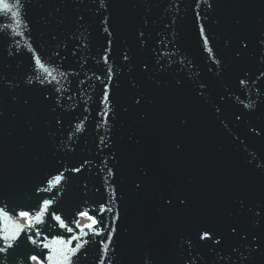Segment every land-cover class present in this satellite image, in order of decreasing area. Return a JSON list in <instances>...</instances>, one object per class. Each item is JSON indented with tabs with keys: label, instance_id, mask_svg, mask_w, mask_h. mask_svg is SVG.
<instances>
[{
	"label": "water",
	"instance_id": "water-1",
	"mask_svg": "<svg viewBox=\"0 0 264 264\" xmlns=\"http://www.w3.org/2000/svg\"><path fill=\"white\" fill-rule=\"evenodd\" d=\"M22 2L28 29L0 12V205H35V189L47 187L46 178L59 169L62 183L40 193H55L59 214L67 212L83 226L77 208L94 211L105 204L112 209L103 213L108 225L120 211L104 264H239L252 235L264 241V77L256 79L264 70V0H212V10L204 0L199 7L196 0ZM105 17L112 37L104 31ZM201 23L222 60L220 75L203 50ZM30 45L45 67L56 69L47 77L51 83L37 79L44 73L35 67ZM109 66L114 103L103 104ZM245 75L251 79L240 85ZM200 82L207 85L203 97ZM249 103L253 107L245 108ZM85 160L81 172L71 171ZM160 193L184 198L185 205L177 200L165 206ZM52 224L43 229L50 240L74 234ZM2 225L15 231L8 220ZM205 227L219 245L199 239ZM109 231L82 238L90 243L78 253L79 264H99V242ZM52 254L60 259L61 246ZM255 264H264V256L257 255Z\"/></svg>",
	"mask_w": 264,
	"mask_h": 264
},
{
	"label": "snow or ice",
	"instance_id": "snow-or-ice-1",
	"mask_svg": "<svg viewBox=\"0 0 264 264\" xmlns=\"http://www.w3.org/2000/svg\"><path fill=\"white\" fill-rule=\"evenodd\" d=\"M197 7H199V0H196ZM100 3L102 6L104 5V0H100ZM204 3L207 4V8L209 10H212L213 8V2L212 0H204ZM23 2L22 0H13V2H9V0H0V12H3L5 14L10 13L11 17L15 21L16 27H20L21 24L24 25L25 29H28V25L30 22L26 20V14L23 13ZM15 9V10H13ZM198 19L199 13H197ZM80 20H83V17H79ZM105 24L104 31L108 33L109 37H112L113 32L110 30V21L107 17H105ZM200 36L203 39V50L208 53V57L212 61V65L215 68V72L217 75H220L222 71V60L219 57L218 51L215 47L214 39L209 37L206 26L201 23L200 24ZM18 34V33H15ZM140 36L143 37V32L140 33ZM55 39V37H53ZM143 41L141 40V43ZM109 45L112 44V40L109 39L108 41ZM261 45L264 46V40L260 41ZM241 48H246L247 44L241 40L240 41ZM30 52H32V61L35 64V67L37 69H42L44 75L37 77L39 82L43 85L45 82L51 83V81L47 80L48 76H52L53 71L56 69L50 70L49 68L45 67V62L42 61V54H37L38 50L33 48L31 45L28 49ZM57 55H59L57 53ZM240 53H237V56H239ZM104 62L107 64L109 57L106 54L104 56ZM123 60L125 62H128L130 60V56L128 54V51L126 50L123 54ZM48 63H55L54 61H48ZM181 63H184V59L182 58ZM188 64H191V61H188ZM213 66L209 67V71H213ZM143 67H147V65H144ZM108 83H105L104 90L102 94V100L101 103L103 104H112L113 101L110 100V89L109 85L111 84L113 80V76L115 75L114 70L111 66L108 68ZM61 75H65L64 72L60 73ZM261 77H264V70L260 71V74L256 79H260ZM55 79V77H53ZM97 79H100V77H97ZM251 79V77H248L247 75L243 76L239 79V84L244 85L247 83V81ZM29 84H32V80H28ZM16 86V85H15ZM207 85L203 82L199 83V91L198 95L203 97L207 94L206 91ZM44 96L45 100H49L50 97ZM136 104H139L141 100L137 98L134 101ZM245 108H251L253 105L251 103L244 104ZM55 108L52 109L53 112H55ZM126 110V109H125ZM217 112L220 111L219 108L216 109ZM104 115L107 116L108 112L105 111ZM236 119L239 120L240 117L236 116ZM182 124L184 123L183 120L180 121ZM104 123H107V121H104ZM56 124L58 126H62V121L60 119L56 120ZM83 124V121H81L80 124H77L76 131H81V125ZM99 127V125H97ZM69 139H71V136H69ZM111 137H109V140ZM101 144L104 145V147L111 149L110 144L108 141L105 140L104 137L100 138ZM63 143V142H61ZM179 148V145H177ZM111 152V151H110ZM112 159L114 160L115 153L111 152ZM89 164L88 160L83 161L82 164H80L79 167H73L71 169L72 172L79 173L81 172L85 165ZM107 174L109 177H114V167L107 166ZM51 178H46L47 187L44 188H37L36 195H37V202L35 205L30 204H18L16 205V208L20 209L19 211H16V208L7 207V206H0V218H3L4 220L10 219V214H15L19 218L24 220V224H15V231L12 233H8L7 230H4L3 235H0V261H3L5 258H9V264H16V258L17 257H23L24 264H43L44 260L48 261V264H79V256L78 253L81 252L82 249L85 248V245L89 244L90 241L87 239H82L83 237L91 235H98L103 237L104 236V229L105 227L111 228V231L107 232V239H101L100 240V251L102 255L99 259V264H104V261L106 259V254L109 250V243L113 239V233L115 232V228L113 225L115 224V221L119 219L120 217V211L117 209L115 215L112 217V223L105 225L103 220V213L105 212H111L112 209L107 207L105 204H101L99 209L97 210H85L81 211L79 208H77L76 215L87 217V219L90 221L89 224L80 226L78 222L75 221V217L72 218V220H69V215L67 212H64L63 215L59 214L62 210L59 207H53L54 201H55V193H53L52 197H42L40 196L41 192H52L53 189L57 188L62 181L65 179V172L57 170V174L52 175L49 174ZM44 183V182H42ZM141 185L137 183L135 185V188L138 190L140 189ZM113 195L116 192V189L113 188ZM160 198L163 200V204L165 206H171L174 201L178 200L179 205L184 206L185 205V199L180 198L175 194H168L165 195L164 193H160ZM91 211V214H90ZM264 211V208L261 209V212ZM99 213V214H98ZM261 213H256L255 218L253 219V225L255 226L258 220L257 218L260 216ZM55 222V224H52V227H58L60 229H67L69 233H74L70 238L65 239L63 234H58L55 238L49 239V234L44 232V228H47L51 222ZM72 223H76V227L79 228V233L75 234L73 227L70 225ZM38 225L43 227H37ZM98 226V227H97ZM87 229L88 231H85ZM231 231L233 233L236 232V228H232ZM199 239L205 240V241H214L217 245L221 243V240L216 239V233L211 228H202L199 233ZM241 239H246V237H242L240 234ZM73 241H76L75 246L73 247ZM56 246H61L62 248V255L60 259H56L55 256L52 254L56 250ZM49 250V254L47 256L44 255V252L42 250ZM236 249H233V252H235ZM84 255H87V252H84ZM257 255L264 256V241H261L258 237L255 235H252L251 240L248 242L247 249H244V253H240V260L239 264H255V259ZM73 257H76V260H73Z\"/></svg>",
	"mask_w": 264,
	"mask_h": 264
}]
</instances>
